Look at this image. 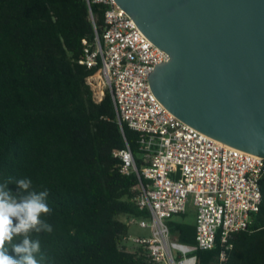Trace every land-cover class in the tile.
I'll return each mask as SVG.
<instances>
[{"label": "trees", "instance_id": "trees-1", "mask_svg": "<svg viewBox=\"0 0 264 264\" xmlns=\"http://www.w3.org/2000/svg\"><path fill=\"white\" fill-rule=\"evenodd\" d=\"M88 2L0 0V182L29 178L49 190L44 218L53 232L40 234L42 264H149L141 247L119 245L128 226L118 217L147 216L133 201L147 181L120 173L113 152L125 142L137 170L143 165L138 134L120 129L108 90L93 101L85 79L96 68L78 63L103 31V6ZM260 190L258 210L229 234V248L197 251L196 264H264V179ZM184 216L166 221L168 238L189 245L195 221Z\"/></svg>", "mask_w": 264, "mask_h": 264}, {"label": "built area", "instance_id": "built-area-1", "mask_svg": "<svg viewBox=\"0 0 264 264\" xmlns=\"http://www.w3.org/2000/svg\"><path fill=\"white\" fill-rule=\"evenodd\" d=\"M89 3V0H86ZM103 6V31H94L93 48L78 61L95 72L85 79L92 99L99 102L108 90L115 118L122 128L138 134L143 165L138 171L127 143L113 152L119 171L147 181L133 201L145 217H127L128 223L149 231L148 237L120 239V247H141L149 264H196L197 251L229 248L230 233L243 230L258 210L264 157L225 145L172 115L152 94L148 73L168 61L114 0H91ZM194 207V243L169 240L166 221ZM128 243V244H127ZM223 253H220V258Z\"/></svg>", "mask_w": 264, "mask_h": 264}, {"label": "water", "instance_id": "water-1", "mask_svg": "<svg viewBox=\"0 0 264 264\" xmlns=\"http://www.w3.org/2000/svg\"><path fill=\"white\" fill-rule=\"evenodd\" d=\"M114 1L169 57L148 73L154 97L199 132L264 157V0Z\"/></svg>", "mask_w": 264, "mask_h": 264}, {"label": "clouds", "instance_id": "clouds-1", "mask_svg": "<svg viewBox=\"0 0 264 264\" xmlns=\"http://www.w3.org/2000/svg\"><path fill=\"white\" fill-rule=\"evenodd\" d=\"M13 183L19 188L15 193L8 188ZM49 194L47 188L35 190L29 178L8 176L0 182V264H42L40 234L53 232L44 218L52 213Z\"/></svg>", "mask_w": 264, "mask_h": 264}, {"label": "rangeland", "instance_id": "rangeland-1", "mask_svg": "<svg viewBox=\"0 0 264 264\" xmlns=\"http://www.w3.org/2000/svg\"><path fill=\"white\" fill-rule=\"evenodd\" d=\"M93 85H92V94L93 91H96L95 86L96 81H92ZM121 221H124L126 223V225L128 226V231H127V235L130 237H148L149 236V231L147 229H143L140 228L139 226H137L136 223H128V219L125 216H119L118 217ZM174 219H179L176 217H173ZM184 221L186 222H193L194 221V207L191 205V203L189 202L187 204L186 207V212H185V216L182 218ZM128 244V243H127Z\"/></svg>", "mask_w": 264, "mask_h": 264}, {"label": "crops", "instance_id": "crops-1", "mask_svg": "<svg viewBox=\"0 0 264 264\" xmlns=\"http://www.w3.org/2000/svg\"><path fill=\"white\" fill-rule=\"evenodd\" d=\"M194 221H195V217H194ZM194 221H193V222H194Z\"/></svg>", "mask_w": 264, "mask_h": 264}]
</instances>
